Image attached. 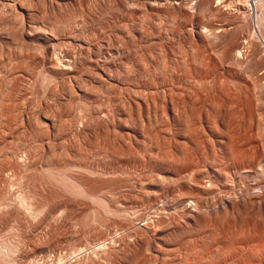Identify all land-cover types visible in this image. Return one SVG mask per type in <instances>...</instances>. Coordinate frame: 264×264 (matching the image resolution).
<instances>
[{"label": "rangeland", "instance_id": "obj_1", "mask_svg": "<svg viewBox=\"0 0 264 264\" xmlns=\"http://www.w3.org/2000/svg\"><path fill=\"white\" fill-rule=\"evenodd\" d=\"M0 264H264V0H0Z\"/></svg>", "mask_w": 264, "mask_h": 264}, {"label": "bare ground", "instance_id": "obj_2", "mask_svg": "<svg viewBox=\"0 0 264 264\" xmlns=\"http://www.w3.org/2000/svg\"><path fill=\"white\" fill-rule=\"evenodd\" d=\"M2 255V254H1Z\"/></svg>", "mask_w": 264, "mask_h": 264}]
</instances>
